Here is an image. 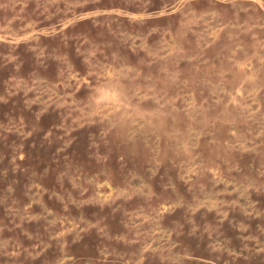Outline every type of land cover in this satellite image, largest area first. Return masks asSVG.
<instances>
[{"label":"rangeland","instance_id":"1","mask_svg":"<svg viewBox=\"0 0 264 264\" xmlns=\"http://www.w3.org/2000/svg\"><path fill=\"white\" fill-rule=\"evenodd\" d=\"M0 264H264V0H0Z\"/></svg>","mask_w":264,"mask_h":264}]
</instances>
